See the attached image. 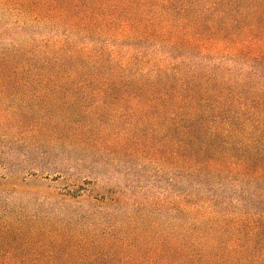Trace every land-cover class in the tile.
<instances>
[{
	"label": "trees",
	"instance_id": "16d2710c",
	"mask_svg": "<svg viewBox=\"0 0 264 264\" xmlns=\"http://www.w3.org/2000/svg\"><path fill=\"white\" fill-rule=\"evenodd\" d=\"M0 12V157L21 146L42 173L76 178L140 155L170 171L132 195L103 177L114 187L57 195L87 203L62 211L68 247L128 220L264 228V0H0Z\"/></svg>",
	"mask_w": 264,
	"mask_h": 264
},
{
	"label": "rangeland",
	"instance_id": "374dc122",
	"mask_svg": "<svg viewBox=\"0 0 264 264\" xmlns=\"http://www.w3.org/2000/svg\"><path fill=\"white\" fill-rule=\"evenodd\" d=\"M0 17L6 15L0 12ZM6 45L0 40V52ZM5 148L0 157V264H264V228L247 221H118L94 226L90 236L100 245L70 248L62 211L81 213L87 203L62 204L57 195L79 189L77 185L83 194L114 187L95 177L126 185L132 195L140 191L136 185L157 183L159 175L167 179L170 171L160 173L163 165L140 155L109 165L100 161L93 176L48 175L36 169L34 151L10 144Z\"/></svg>",
	"mask_w": 264,
	"mask_h": 264
}]
</instances>
